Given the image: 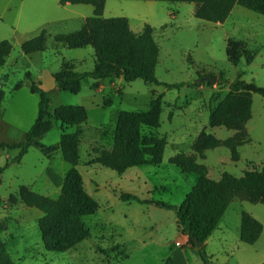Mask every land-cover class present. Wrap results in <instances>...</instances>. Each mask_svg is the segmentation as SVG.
<instances>
[{"label":"rangeland","instance_id":"rangeland-1","mask_svg":"<svg viewBox=\"0 0 264 264\" xmlns=\"http://www.w3.org/2000/svg\"><path fill=\"white\" fill-rule=\"evenodd\" d=\"M35 1L0 0V10H4L3 22L0 19V40L8 39L12 43L8 76L3 85L5 97L0 106V166L19 151L1 144L22 141L37 116L39 94L30 90L32 82H37V71L57 70L62 59L72 61L78 71L90 70L94 65L95 54L90 45L64 47L57 54L49 41V47L44 50L29 55L22 52L20 42L38 34L43 26L51 34L68 32L79 28L84 17L92 14L90 4H62L60 0H52L54 11L50 17L53 21L43 24L42 14L34 7ZM194 7L193 2L107 0L105 17L125 16L134 32H140L145 24L154 28L158 80L184 84L167 88L163 84L146 83L141 78L126 81L117 76L114 86L98 91L92 86L91 77L86 76L77 93L51 90L50 111L61 104H79L87 110V118L82 123L79 158L74 166L98 209L83 218L89 236L65 251L47 250L38 228L42 211L22 202L11 204L9 195L24 184L37 193L57 198L60 186L53 184L48 171L51 169L64 176L73 165L64 160L59 150L49 155L39 147H29L19 162L8 164L0 182V237L14 264L161 263L168 252H173L174 233L179 232L175 210L154 203L123 201L120 192L179 206L195 184L196 175L182 172L170 162L178 153L204 164L208 176L214 179H219L224 171L239 177L246 169L264 165V97L251 94V116L240 129L208 123L210 110L219 108L230 91L226 81L243 80L264 86V15L236 4L223 22L215 23L196 17ZM20 11V20L16 22ZM233 41L236 42L231 44ZM26 72L30 73L29 77ZM206 75L215 80L202 79ZM17 83L20 86L14 89ZM160 93V125L155 129L144 127L141 131L166 136L160 163L132 166L122 173L88 163L102 149L112 148L120 110L147 109L150 99ZM51 120V129L39 138L46 145L56 144L60 139V122L55 118ZM200 133H210L222 140L205 150L204 158L194 149ZM234 139L241 141L236 146V160L232 157V144L224 143L226 140L234 142ZM233 201L220 228L209 237L205 250L216 264H252L254 250L264 248V204ZM240 206L256 214L263 225L256 246L239 239L235 212ZM197 251L186 252L185 264L202 263Z\"/></svg>","mask_w":264,"mask_h":264},{"label":"trees","instance_id":"trees-1","mask_svg":"<svg viewBox=\"0 0 264 264\" xmlns=\"http://www.w3.org/2000/svg\"><path fill=\"white\" fill-rule=\"evenodd\" d=\"M106 0H60L61 3L90 4L93 7L91 15L85 17L82 25L74 30L56 33L52 37L45 29L21 43L22 52L29 54L48 47L52 38L54 45H65L70 48L90 45L94 49L95 60L93 68L77 71L69 60L62 59L60 69L53 74L58 89L77 93L81 89V81L88 76L95 79L94 86L99 80H113L122 76L126 81L136 78L146 83L163 84L167 88H179L184 83H161L155 68L158 61V46L153 38L154 28L145 24L140 32H134L125 16L105 17L103 15ZM193 2L194 15L210 22H223L230 14L234 5L244 6L256 13L264 15V0H163ZM236 41L231 42L233 44ZM12 49L8 39L0 40V66ZM59 54L60 48H56ZM230 55V54H229ZM238 58H235L237 61ZM30 76L29 72L25 73ZM229 92L222 101V107L211 109L208 117L210 126L224 125L227 128L240 129L251 116L252 93L264 97V86L243 80L228 82ZM211 83V81H208ZM3 81H0V105L5 91ZM20 86L14 85V89ZM32 92L39 94L38 112L31 126L25 133L24 139L18 143H2V147L17 148L18 154L8 158L0 166V182L4 169L10 162H19L22 155L31 146L39 147L45 154L56 148L46 146L39 138L52 127L51 118L60 122L61 135L59 148L63 158L73 166L62 177L49 170L53 183L60 186V194L52 198L31 190L27 185H20L16 193L9 196L12 203L22 202L42 211L38 218V228L44 247L51 251H65L89 236L90 232L84 223V216L94 214L98 209L96 200L84 189L80 172L75 168L79 158L81 124L87 118L83 106L65 104L49 110L51 90H45L36 83L30 86ZM161 96L158 94L149 101L147 109L121 110L118 114L113 145L110 150L102 149L89 164H99L119 173L129 167L144 164H158L162 161L166 136H158L153 132L142 134L144 127L155 129L160 125ZM74 128V130L69 129ZM222 142L210 133H200L194 143V149L204 158V152ZM224 143L232 144L233 159H237L236 146L241 144L239 139ZM170 162L182 172H193L196 182L185 195L179 206L155 201L152 198H140L127 192H120L123 201L139 203H154L155 205L173 208L176 222L181 231L187 235L188 242L195 247L194 239L203 244L197 248L202 264H216L212 256L205 250V240L216 228L219 220L229 204L235 200H248L264 203V165L244 170L242 176H234L224 171L219 179L208 176L207 168L197 163L193 158L176 154ZM263 229L262 223L247 211L241 212L240 239L247 244H253L259 238ZM0 264H14L0 237Z\"/></svg>","mask_w":264,"mask_h":264},{"label":"crops","instance_id":"crops-1","mask_svg":"<svg viewBox=\"0 0 264 264\" xmlns=\"http://www.w3.org/2000/svg\"><path fill=\"white\" fill-rule=\"evenodd\" d=\"M107 0L105 1V4H106ZM61 3V2H60ZM70 2H65V3H62V4H68ZM72 4V3H71ZM236 6V5H235ZM234 6V7H235ZM34 7L36 10H38L42 16H43V20H42V23L43 24H49L53 21V19L50 17V13H52L54 11V3L52 2V0H36L35 3H34ZM105 7V5H104ZM233 7V9H234ZM195 9V7H194ZM232 9V10H233ZM3 11L4 10H0V19L2 20L3 22ZM79 12V11H78ZM92 12H93V7H92ZM232 12V11H231ZM103 13H104V10H103ZM48 15V16H47ZM20 16H21V11L17 14V16L15 17V21L16 22H19L20 20ZM44 16H47V17H44ZM85 19V17H84ZM83 20V18H82ZM84 21V20H83ZM83 23V22H82ZM45 28L47 31L48 29L46 28V26H43L41 29ZM40 29V31H41ZM39 31V32H40ZM71 31V30H70ZM49 32V31H48ZM50 33V32H49ZM58 33H63V32H58ZM51 34V33H50ZM56 34V33H54ZM54 34H51V37L54 35ZM37 35V34H36ZM35 36V35H34ZM28 39V38H27ZM26 40V39H25ZM49 41H51L52 43H50V47L52 48V50L57 53L56 48H60V51L66 47L65 45H54L53 44V41H52V38L49 39ZM49 41H48V47H49ZM23 41H21L20 43H22ZM21 46V44H20ZM24 53V52H23ZM33 53V52H32ZM32 53H29V54H32ZM61 53V52H60ZM10 54L11 52L9 53V55L6 57V60H5V63L3 65L0 66V81H3V83H5V81L7 80V76H8V63H9V59H10ZM26 54V53H25ZM28 54V55H29ZM58 54V53H57ZM70 61V60H69ZM72 62V61H70ZM73 63V62H72ZM74 64V63H73ZM61 67V65H60ZM59 67V69H60ZM93 68V67H92ZM91 68V69H92ZM59 69L57 70H54V69H50V68H44L43 71L40 72V70L37 71V76L35 77V80L37 81L36 84L39 85L41 88L45 89V90H53V89H58V86H57V81L56 79L54 78L53 74L55 72H57ZM75 69V67H74ZM76 70V69H75ZM78 71V70H77ZM122 76L120 77H117V78H121ZM116 78V77H115ZM115 78L113 80H108V79H103V80H99L98 81V85L97 86H94V82H95V79H92L90 78V82L92 84L93 87H95L98 91H102L106 86H109V87H112L115 85ZM81 86H82V81H81ZM81 90V89H80ZM5 91V90H4ZM69 92V91H68ZM5 97V96H4ZM3 102V101H2ZM2 104V103H1ZM61 105H65V104H61ZM73 105H79V104H73ZM1 106V105H0ZM80 106H83V105H80ZM84 107V106H83ZM85 109V107H84ZM86 110V109H85ZM121 111V110H120ZM119 111V112H120ZM87 112V110H86ZM118 112V114H119ZM118 114H117V117H118ZM117 117H116V121H117ZM31 126V125H30ZM82 124H81V130H82V133H83V128H82ZM115 126H116V122H115ZM115 128V127H114ZM74 128H72L71 130H73ZM27 130V129H26ZM25 130V131H26ZM81 133V135H82ZM60 135H61V132H60ZM60 141V139H59ZM59 141L58 143L56 144H49V145H46V146H53L55 147L56 149L53 150L52 152L56 151V150H59L61 152V150L59 148H57L59 146ZM80 142H81V137H80ZM79 147H80V144H79ZM105 149V148H104ZM107 150H110V148H106ZM51 152V153H52ZM50 155V153H49ZM62 155V153H61ZM98 155L95 154L94 156H92L91 158L93 157H96ZM63 157V156H62ZM65 160V159H64ZM51 170V169H50ZM53 171V170H52ZM54 172V171H53ZM66 173V172H65ZM65 175V174H64ZM61 176V175H60ZM63 177V176H62ZM210 177V176H209ZM52 180V179H51ZM53 182V181H52ZM54 184V183H53ZM55 185V184H54ZM56 186V185H55ZM59 187V186H57ZM59 190H60V187H59ZM12 194V193H11ZM10 196V195H9ZM20 202V201H18ZM18 202H15V203H12L10 202L11 204H16ZM235 201L231 202L230 204H233ZM262 203V202H260ZM229 204V206H231ZM241 204V203H240ZM264 204V203H263ZM229 206L226 208L225 212L223 213L221 219L219 220L217 226L215 229H218L220 228V222L222 221L223 219V216L225 215L226 211L228 210ZM247 211V208H243V206H240L238 207V210L235 212V214L237 215V224L236 227L238 226V233H239V239H240V217H241V212L242 211ZM249 212L251 215H253L254 217H256L259 221V217L254 214L253 212H250L249 210L247 211ZM43 214V213H42ZM42 216V215H41ZM235 217V218H236ZM261 222V221H260ZM214 229V230H215ZM214 230L211 232V234L214 232ZM176 233H174L175 235ZM211 234L207 237V239L205 240V244L207 243L208 244V240H209V237L211 236ZM175 238V237H174ZM241 240V239H240ZM242 242V241H241ZM240 244L242 243H239V246H241ZM256 242H254L253 244L251 245H254L256 246ZM175 247L173 248V252H168V254L166 255L165 258H163L161 260V263H158V264H185V261L187 260L186 258V252L190 249H193V250H197L196 247L192 246L189 242H188V237L186 234H184L181 229L179 228V232H178V238H175V243H174ZM254 254H251V258H253V261H252V264H264V248H261V250L259 251V248L258 249H255L254 250ZM198 252V251H197ZM212 256V255H211ZM185 259V261H184ZM186 264H189L188 262ZM202 264V263H200ZM219 264V263H218ZM224 264V263H222Z\"/></svg>","mask_w":264,"mask_h":264},{"label":"water","instance_id":"water-1","mask_svg":"<svg viewBox=\"0 0 264 264\" xmlns=\"http://www.w3.org/2000/svg\"><path fill=\"white\" fill-rule=\"evenodd\" d=\"M202 79L214 81L215 80V77H213L211 75H206ZM194 242H195V246L196 247H200L203 244L202 241H198L197 239H194Z\"/></svg>","mask_w":264,"mask_h":264},{"label":"built area","instance_id":"built-area-1","mask_svg":"<svg viewBox=\"0 0 264 264\" xmlns=\"http://www.w3.org/2000/svg\"><path fill=\"white\" fill-rule=\"evenodd\" d=\"M174 237H175V238H178V233H176V234L174 235Z\"/></svg>","mask_w":264,"mask_h":264}]
</instances>
